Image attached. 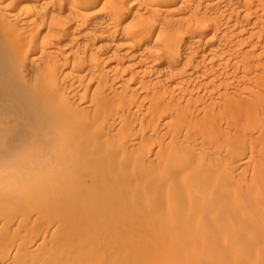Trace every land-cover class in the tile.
I'll use <instances>...</instances> for the list:
<instances>
[{"label":"bare ground","instance_id":"obj_1","mask_svg":"<svg viewBox=\"0 0 264 264\" xmlns=\"http://www.w3.org/2000/svg\"><path fill=\"white\" fill-rule=\"evenodd\" d=\"M0 264H264V0H0Z\"/></svg>","mask_w":264,"mask_h":264},{"label":"clouds","instance_id":"obj_2","mask_svg":"<svg viewBox=\"0 0 264 264\" xmlns=\"http://www.w3.org/2000/svg\"><path fill=\"white\" fill-rule=\"evenodd\" d=\"M58 166L39 145L9 146L0 154V190L27 189L54 179Z\"/></svg>","mask_w":264,"mask_h":264}]
</instances>
